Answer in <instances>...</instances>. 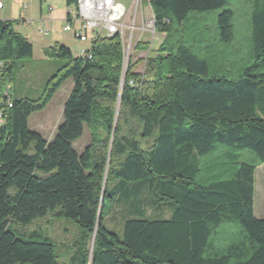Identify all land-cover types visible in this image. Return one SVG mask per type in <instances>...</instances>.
<instances>
[{
	"label": "trees",
	"instance_id": "1",
	"mask_svg": "<svg viewBox=\"0 0 264 264\" xmlns=\"http://www.w3.org/2000/svg\"><path fill=\"white\" fill-rule=\"evenodd\" d=\"M150 6L163 39L142 75L128 65L121 91L124 52L113 34L99 36L86 49L90 57L53 47L65 62L41 95L11 96L0 127V264H57L47 239L19 237L46 215L82 228L68 264H88L94 231L90 264H264V218L253 211L255 170L264 164V0ZM240 11L257 60L220 74L225 58L212 49L232 43ZM31 54L13 22L0 19V87L12 81L16 60ZM68 78L62 121L46 141L27 118ZM84 125L90 142L78 154L72 145ZM142 191L171 200V216H144ZM120 203L131 210L116 234L104 220Z\"/></svg>",
	"mask_w": 264,
	"mask_h": 264
},
{
	"label": "rangeland",
	"instance_id": "2",
	"mask_svg": "<svg viewBox=\"0 0 264 264\" xmlns=\"http://www.w3.org/2000/svg\"><path fill=\"white\" fill-rule=\"evenodd\" d=\"M118 1L126 8L132 2V0ZM0 4V19L12 21L14 30L27 38L32 45L31 56L16 60V70L9 84L10 94L12 98H37L41 95L48 78L65 62L54 57L51 49L63 45L70 49L73 56H78L81 50L90 48L91 41H80L72 32L63 30L66 23V0H0ZM48 6L53 7V18L48 14ZM240 12L235 19L236 30L232 43L226 46L218 43L212 49L214 54L217 56L220 54L225 58L221 59V62L223 61L226 67H221L223 70L219 72L220 74L228 75L230 69L237 70L257 60L246 29L247 16ZM123 22L125 25L131 24L129 14ZM135 23L136 28L131 35L127 27L124 29L126 42L123 48L124 62H127L126 69L130 64L135 73L142 75L144 60L148 55L153 56L156 53L155 49L162 40V35L158 32L151 35L140 31L141 20ZM128 39L131 41L127 51ZM138 41L147 44V48H136ZM71 88L72 79L68 78L44 109L31 113L27 118L29 130L37 132L46 141H50L62 121V108ZM89 142L90 131L84 125L81 136L72 145L73 149L79 154ZM255 179L253 211L257 218H264V164L257 166ZM139 199L137 206L149 219H168L175 206L171 200L156 201L145 191L140 193ZM130 210L128 205L117 204L111 214L105 218V226L116 234H121L124 218L128 216ZM81 230L82 228L72 219L46 215L22 228L19 237L23 240L47 239L53 245L57 264H68L75 252L73 243Z\"/></svg>",
	"mask_w": 264,
	"mask_h": 264
},
{
	"label": "built area",
	"instance_id": "3",
	"mask_svg": "<svg viewBox=\"0 0 264 264\" xmlns=\"http://www.w3.org/2000/svg\"><path fill=\"white\" fill-rule=\"evenodd\" d=\"M48 11L51 12L52 8L49 7ZM128 14L131 24L125 25L123 20ZM65 20L64 31L72 32L80 41L90 40L91 44L99 36L119 34L125 48L124 29L127 27L131 35L136 28L137 20L142 22L140 31L151 35L155 32L150 0H132L127 8L118 0H71V3L66 6ZM130 41L131 39L127 41V51ZM80 55L90 57L86 49L81 50ZM123 64H125L124 56ZM128 83L137 85L133 80H129ZM10 90L9 84L0 87V127L5 123V109L12 103Z\"/></svg>",
	"mask_w": 264,
	"mask_h": 264
},
{
	"label": "water",
	"instance_id": "4",
	"mask_svg": "<svg viewBox=\"0 0 264 264\" xmlns=\"http://www.w3.org/2000/svg\"><path fill=\"white\" fill-rule=\"evenodd\" d=\"M126 64H127V62H125V64H123L124 66H122V72H121V77H120V91H121V87H122V84H123V81H124V78H125V75H126ZM118 105H119V98H118V101H117V107H118ZM113 133H114V127H113V130H112V133H111L110 147H111V144H112ZM96 225H97V222H96ZM95 234L96 233L94 231L93 234H92V237H91L88 264H90V261H91V255H92V251H93V247H94V241H95Z\"/></svg>",
	"mask_w": 264,
	"mask_h": 264
},
{
	"label": "crops",
	"instance_id": "5",
	"mask_svg": "<svg viewBox=\"0 0 264 264\" xmlns=\"http://www.w3.org/2000/svg\"><path fill=\"white\" fill-rule=\"evenodd\" d=\"M26 5H27V4H26ZM49 7L52 8V11H51V12L48 11V14L50 15V17L53 18V12H54V11H53V7H52V6H48V8H49ZM65 14H66V10H65ZM60 17H61V16H60ZM4 19H5V18H4ZM51 20H52V19H51ZM161 35H162V39H163V36H164V35H163V34H161ZM161 41H162V40H160V42H161ZM66 80H68V79H66ZM66 80H65V81H66ZM65 81H64V82H65ZM72 85H73V81H72ZM61 86H62V85H61ZM60 88H61V87H60ZM60 88H59V89H60ZM59 89H58V90H59ZM256 168H257V167H256ZM255 171H256V170H255ZM255 181H256V179H255ZM255 187H256V186H255Z\"/></svg>",
	"mask_w": 264,
	"mask_h": 264
}]
</instances>
